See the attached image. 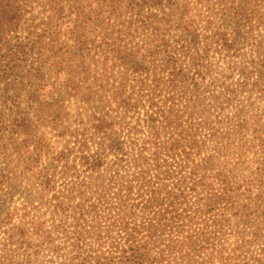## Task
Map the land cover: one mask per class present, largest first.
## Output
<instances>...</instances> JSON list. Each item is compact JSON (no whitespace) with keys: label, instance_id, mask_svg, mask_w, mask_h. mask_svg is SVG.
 Returning <instances> with one entry per match:
<instances>
[{"label":"trees","instance_id":"obj_1","mask_svg":"<svg viewBox=\"0 0 264 264\" xmlns=\"http://www.w3.org/2000/svg\"><path fill=\"white\" fill-rule=\"evenodd\" d=\"M45 1L50 13L46 25L50 28L44 36L38 37L48 41L45 52L38 53V67L27 79L28 92L23 98L19 93L22 90L18 91L16 87L10 90L0 87V99L10 108V124L6 128L10 130V137L0 147L11 146L15 160L23 171L28 172L36 169L46 152L44 139L39 135L45 125H38L34 119L31 121L29 112H33L38 121H47L49 118L53 126L51 128L56 129L61 138L71 137L70 126L67 125L70 119L64 110L67 99L71 98L88 107L96 104V107H92L94 114L101 113L92 119L96 132L101 133L104 140L93 154L89 153L84 138L78 142L76 152L64 147L63 152L57 153L53 159L56 163L54 172L57 166L62 167L58 174L66 182L67 189L64 192L52 194L55 191L54 175L49 178L43 176L42 172L38 173L42 178V194L34 191L39 200L37 207H43L49 219L57 221V225H54V221L51 223L57 226L56 232L62 236L63 247L68 250L64 253L67 259L63 264H264V245L255 257L250 255L255 244H264V157L254 162L244 159L246 151L254 153L257 148L264 154V139L257 144L252 143L251 147L242 141L239 146H233L232 150L238 156L234 166L226 162L222 170L214 171L213 156L203 158L198 165L191 161L193 155L202 151L206 141H200L194 129L187 127V123L182 120L183 113L177 111L181 115L173 117L169 108L164 110L161 106L164 103L173 109L183 107L175 99L174 93L179 85L188 81L192 92L190 106L193 111H197L199 97L204 93L200 80H206L202 76L215 74L217 65L225 66V70L231 74L235 71L240 79L239 87H250L264 102V63L256 61L261 57L264 45L256 44V59L251 58L244 64H233L229 59H239L241 56L223 33H216L207 48L198 47L199 35L195 21L185 4L176 7L175 3H169L170 12L160 17L152 14V11L161 8L159 0H110V6L107 3L103 5L102 14L110 9V13L119 19L127 10L136 11V15L145 20L144 46L148 57L154 59L164 53L162 66L150 67V83L140 77L131 86L128 75L144 71L136 62L138 52L127 53L123 47L111 49L115 58L125 67L119 73L117 84L110 85L108 81L113 76L112 68L101 69V73L92 77L84 55L96 32L99 30L102 36L110 28L107 23H103L105 15L100 16L101 20H97L100 25L93 29L88 26L92 17L86 22L79 18V9L87 0ZM63 2L71 4L70 16L73 14L76 22L72 26L68 25L62 33L57 23L62 18L63 8L60 6ZM5 8L2 12L5 21L0 23V32L9 33L15 31L22 16L17 15L11 5H5ZM234 12L237 22H250L251 18H243L244 10L241 7ZM259 22H262L261 19ZM102 24L104 27H100ZM88 30L92 34L88 35ZM175 31L177 38L173 37ZM61 35L71 42H61ZM245 35L247 37L242 40L252 41L249 33ZM36 45L39 42L31 38L25 43L17 42L14 45V53L9 54L16 63L9 69L11 73L19 69L18 65L26 63L27 55L39 48ZM47 60H51V64L44 67ZM100 60L101 66L107 61L103 55ZM152 63L154 60L149 64ZM48 75L54 79L51 84L46 79ZM2 78L4 76L0 74ZM224 78L228 79L227 76ZM208 79L209 88L219 83L217 78ZM223 85L221 87L227 90ZM106 89L114 90L120 110H145L148 128L145 139H136L140 130L135 127L126 131H113L116 124L110 122L111 115L102 111L105 105L101 102V94ZM7 93H11V97L3 96ZM201 113L199 126L210 131L208 140L212 141L216 139L217 132L210 119L203 116L205 112ZM236 119L235 134L240 135L246 131L247 117L240 113ZM173 132L175 137L172 136ZM14 135L22 136L23 140L13 143L11 137ZM225 140L228 142V137ZM228 148L231 147L226 145L222 150ZM105 151L119 157L105 164L103 159L108 156L104 157ZM170 156L183 159V163L189 167L188 176L182 175L180 171L185 167L174 171ZM211 171L212 177H205V173ZM171 172L176 175L177 182L167 187L164 182L169 180ZM187 193L193 195L194 203L187 201ZM49 195L51 197L47 201ZM217 208H221L222 213ZM13 216L6 211L0 219V229L5 228L6 233L2 249L6 244L14 246L3 255L8 264H39L43 251L52 255L62 251L50 239L43 221L29 223L36 239L28 241L25 224L12 223ZM154 250L155 256H152L151 251Z\"/></svg>","mask_w":264,"mask_h":264},{"label":"rangeland","instance_id":"obj_2","mask_svg":"<svg viewBox=\"0 0 264 264\" xmlns=\"http://www.w3.org/2000/svg\"><path fill=\"white\" fill-rule=\"evenodd\" d=\"M109 2L110 0H105V2L101 0H87L79 9L81 13L79 18L83 19L84 22L90 21L91 19H89V17H92L93 20L88 23V26H91L93 29L99 24L97 20H101L100 16L102 15H105L103 23H107L110 26V28H107L108 30L105 35L100 36L98 30L94 35L96 37H92L89 43L88 51H84L85 62L86 65H89L91 76L95 77L96 73H101V69L112 68L113 76L110 77L108 83L110 85H116L119 80V73L123 72V67L125 66L121 61L115 58L111 49L123 47L128 51L127 53H133V51L138 52L136 62L137 65L144 70L142 73L129 74L127 78L128 83L132 86L140 77L144 82L150 83L152 80L150 67L151 65H155V67L162 66L164 53L163 55L158 54L154 59L149 58L145 52L144 46L146 42L145 20L137 16L134 10H127L119 19L115 17V14L110 13V9L109 11L106 10V14H102L101 10L103 5L107 3L110 6ZM63 3L64 4L60 6L63 8L62 18L57 23L62 33L68 25L72 26L76 22L74 15L72 14L70 16L72 12L70 9L71 4L67 2ZM159 3L161 8L152 11V14H156L160 17L163 16V13L168 14L170 12L169 3H175L176 7L185 4L190 9V17L195 21L197 34L199 35L198 47H201V49L211 45L213 40L211 41L210 39L213 38L216 33L225 34L227 40L235 45L236 50H238L241 56L239 59H229L230 63L244 64L249 62L251 58L256 59V55L254 54V51L257 49L256 44L262 43L264 45V0H159ZM5 5H11L12 9L17 11V15L22 16V20L18 22L15 31L9 33L0 32V74L4 76V78L0 79V87L3 90H10L16 87L18 91L22 90L19 93L24 98V94L29 90V81H27V79H30V76L34 74L33 70L39 65L38 57H40V55L38 53L45 52L44 49L48 40H44L38 36H44L45 31L50 28L46 25L50 13L46 7L45 0H0L1 24L5 21V15L2 13L6 9ZM239 7L244 10L243 18H251L249 23L245 21L242 23L237 22L234 17V11ZM95 16L97 17L94 18ZM259 19H261L262 22H259ZM240 25L241 27H239ZM100 27H104L103 24ZM245 33L250 34L249 37H252V41L248 40L245 42L242 40V38L247 37ZM47 34L46 32V35ZM87 34H92V31L88 30ZM176 35L177 31L173 32L174 38H177ZM148 36L149 34L147 37ZM102 37L107 38L105 39ZM29 38L33 39L34 42H39V45H36L39 46V48L29 53L26 63L18 65L19 69L17 68L18 70H14V73H11L9 69L12 64L16 63L12 61L13 59L9 54L14 53L15 50L13 48L17 42L25 43ZM41 41H43V43ZM60 41L67 42V44L71 42L65 35H61ZM240 41H242L241 44H238ZM102 55L107 59L103 66H101L102 62L100 60ZM6 56L9 57L4 59L3 57ZM152 60H154V63L149 64ZM256 61L260 64L264 63V51L261 53V57L257 58ZM50 64L51 60H47L44 63V67H49ZM22 66H24V70L21 68ZM215 68V74L202 76V79L206 80H200L204 93L199 97V105L196 106L197 111H193L190 106L192 92L189 88L190 82L188 81L179 85L174 93L175 99L183 107L173 109L171 106L165 105L164 103H162L161 106L164 110H168L169 108L171 110L170 115L173 117H178L183 113L184 118L182 120L187 123V127L194 129L200 141H206V143L204 142L205 145L202 151L192 156V163L198 165L203 158L213 156V170L219 171L225 167L226 162L234 166V161L238 156L236 152L232 150L233 146H239L242 141L247 147H251L253 144L259 143V140L264 139V102L259 99V95L252 91L250 87L245 89L239 87L238 82L240 79L235 71L231 74L225 70V66L218 67L217 65ZM223 69L225 71L221 73ZM17 72H19V74H16ZM226 76L228 79L224 78ZM209 77L217 78L219 81L217 86L208 87L210 83ZM46 79H48L47 81H49L50 84L54 82L51 75H48ZM32 83L34 84V82ZM226 83H228L227 86ZM221 85L226 87L227 90H224ZM95 93H97V91H95ZM6 95L11 97L12 94H3L4 97ZM215 98L218 100L214 101L213 99ZM162 101L164 102L163 99ZM101 102H104L105 105V109L102 108L103 113L111 115L112 120L110 122L116 124V126L113 127V131L119 132L122 131V129L126 131V129L130 127H135L140 130L136 136L137 140H143L147 137L148 128L145 123L144 109L139 108L134 112H124L120 110V103L113 89H106L102 92ZM64 107L65 113L68 119H70L68 122L69 124H67L68 127L70 126L69 133L71 137L69 138L68 136L61 138L59 132L51 128L53 126L49 118L47 121H38L36 115L33 116L34 113L29 112L28 118L31 121L34 119L38 125H45L44 128L40 129L39 135L44 139L46 152L41 156L36 169H32L28 172L23 171L20 163L15 160L12 147L6 145L0 147V179H2V184H0V219H2L6 211L12 213L14 215L12 223L18 224L22 222L25 224L28 241L36 239L32 229H30L29 223L31 221H43L45 231L50 233V239L62 248V251L57 255H52L48 253V251H43V254L39 257V264H63L65 259H67L64 253L68 250L63 247L64 240L62 236L56 232L57 226L54 225H57V221L50 220L49 216L46 215L47 211L43 207H37L39 200L36 196V192L42 194L40 184L42 178L38 173L42 172L43 176L49 178L51 175H54L53 181L55 182V191L52 194L64 192V190L67 189V185L58 174L61 172L62 167L57 166L55 172L53 169V167L56 166L53 159L56 157L57 153H62L64 147L69 149V151L74 150L76 152L78 149V142L80 139L85 138L89 153L93 154L104 140V136L96 132L94 128L95 121L92 119L94 116L99 117L101 115V113L99 115L97 113L94 114V110H92V107H96V104L88 107L81 102L69 98L64 102ZM8 109H10L9 105H5V101L0 99V145H3L6 138L10 137L8 135V131L10 130L6 129L10 124ZM177 111L181 113L179 114ZM201 111L205 112L203 116L210 119L212 127H215L217 132L216 139L212 141L208 140L210 131L207 128L199 126L202 120ZM240 113L242 116L247 117V125L246 131H243L239 135L235 134V125H237L236 118ZM123 133L126 135V132ZM172 136L175 137L174 132ZM227 137L229 139L228 142L225 140ZM166 138H169V134ZM22 140V136L14 135L11 137L13 143H19ZM226 145H229L231 148L223 151L222 149ZM107 152L105 151L104 157L108 156L106 158L103 157V163L105 164L119 157L116 156V154L109 155ZM263 155V151H259L257 148L254 153L246 151L244 153V159L254 162L257 158H263ZM170 157L172 158L170 162L173 164L174 171H179L180 167H185L180 171H182V175L188 176L190 172L189 167L183 163V159L175 156ZM71 159L72 158H70V160ZM257 163H259V161H257ZM252 166L255 167V163H253ZM78 169L81 168L78 167ZM173 173L174 172H171L169 180L164 182L165 186L169 187L171 184L177 182V177ZM200 176H202L201 172ZM209 176L212 177V171L211 173H205V177ZM14 189H16V192L11 194ZM34 191L36 192L34 193ZM51 195L48 196L47 201L50 199L49 197H51ZM187 201L191 203L195 202L191 193H187ZM216 210L222 213L221 208H217ZM51 221H54V225H52ZM4 232L5 228H1L0 264H8L3 258V255L6 250L14 247H9L6 244V247L2 249V244L6 239V233ZM263 245L262 243L255 244L251 249L250 255L255 257L260 253V249ZM105 251H108V249L105 248ZM154 252L155 250L151 251L152 256H155ZM248 258L250 257L248 256ZM251 264L254 263L251 262Z\"/></svg>","mask_w":264,"mask_h":264}]
</instances>
